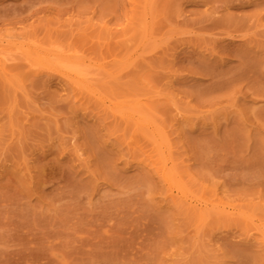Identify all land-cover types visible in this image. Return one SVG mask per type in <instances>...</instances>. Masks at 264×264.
<instances>
[{
    "label": "rangeland",
    "instance_id": "obj_1",
    "mask_svg": "<svg viewBox=\"0 0 264 264\" xmlns=\"http://www.w3.org/2000/svg\"><path fill=\"white\" fill-rule=\"evenodd\" d=\"M0 50V264H264V0H0Z\"/></svg>",
    "mask_w": 264,
    "mask_h": 264
},
{
    "label": "bare ground",
    "instance_id": "obj_2",
    "mask_svg": "<svg viewBox=\"0 0 264 264\" xmlns=\"http://www.w3.org/2000/svg\"><path fill=\"white\" fill-rule=\"evenodd\" d=\"M27 51H29L27 49ZM47 58L52 57L55 60L54 71L58 72L69 85L80 88H88L86 84V73L80 68L79 65L70 63L69 55H59L55 51L48 53ZM45 57V58H46ZM14 59L9 56L6 52L0 50V71L6 72L10 68V64Z\"/></svg>",
    "mask_w": 264,
    "mask_h": 264
}]
</instances>
